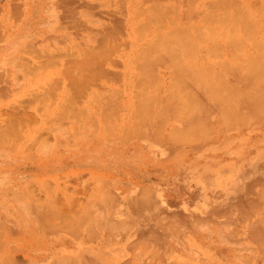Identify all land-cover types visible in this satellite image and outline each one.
Returning a JSON list of instances; mask_svg holds the SVG:
<instances>
[{
	"label": "crops",
	"instance_id": "0c3cea01",
	"mask_svg": "<svg viewBox=\"0 0 264 264\" xmlns=\"http://www.w3.org/2000/svg\"><path fill=\"white\" fill-rule=\"evenodd\" d=\"M262 3L0 0V264H264Z\"/></svg>",
	"mask_w": 264,
	"mask_h": 264
},
{
	"label": "bare ground",
	"instance_id": "6f19581e",
	"mask_svg": "<svg viewBox=\"0 0 264 264\" xmlns=\"http://www.w3.org/2000/svg\"><path fill=\"white\" fill-rule=\"evenodd\" d=\"M233 1H234V0H233ZM191 2H193V1H191ZM207 2H208V1H207ZM223 2H224V1H223ZM228 2H229V1H228ZM130 3H131V1H130ZM209 3H210V2H209ZM234 3H235V2H234ZM229 4H230V3H229ZM262 4H264V3H262ZM126 5H127V4H126ZM169 5H170V4H169ZM236 5H237V4H236ZM258 5H259V4H258ZM170 6H171V5H170ZM172 6H173V5H172ZM262 6H264V5H262ZM262 6H261V7H262ZM126 8H127V6H126ZM172 8H174V6H173ZM237 8H238V7H237ZM240 9H241V8H240ZM258 9H260V8H258ZM173 10H174V9H172V11H173ZM240 11H241V10H240ZM240 11H239V12H240ZM174 12H175V11H174ZM206 12H208V11H206ZM235 12L238 13L237 10H236ZM189 14H190V13H189ZM208 14H209V13H208ZM233 14H234V13H233ZM233 14H232V15H233ZM234 15H235V14H234ZM242 15H243V14H242ZM209 18H210V17H209ZM172 19H173V18L171 17V20H172ZM235 19H236V17H235ZM248 21H249V20H248ZM172 23H173V22H172ZM202 23H203V22H202ZM248 23H250V22H248ZM195 24H196V23H195ZM119 25H120V23H119ZM189 25H190V24H189ZM191 25H192V24H191ZM191 25H190V26H191ZM250 25H251V24H250ZM245 26H246V25H245ZM118 27H119V26H118ZM207 27H209V26H207ZM182 28H183V27H182ZM196 28H197V27H196ZM211 28H212V27L208 28L207 30H209V29L211 30ZM176 29H177V28H176ZM179 29H180V28H179ZM247 29H248V25H247ZM177 30H178V29H177ZM199 30H200V27H199ZM199 32H200V31H199ZM199 32H198V33H199ZM171 33H172V32H171ZM209 33H210V31H209ZM254 35H255V34H254ZM166 39H167V38H166ZM166 39H165V40H166ZM170 39H171V38H170ZM170 39H169V40H170ZM169 40H168V41H169ZM169 42H170V41H169ZM211 42H212V41H211ZM211 42H210V43H211ZM166 43H167V42H166ZM215 43H216V42L214 41V44H215ZM166 46H167V45H165V47H166ZM163 47H164V46H163ZM216 49H217V48H216ZM219 49H220V48H219ZM164 50H165V49H164ZM167 50H168V49H166V51H167ZM168 51H169V50H168ZM169 52H170V51H169ZM218 52H219V51H218ZM176 54H177V53H176ZM171 55H172V54H171ZM158 56H159V55H158ZM161 56H162V55H161ZM177 57H178V56H177ZM161 58H162V57H161ZM161 58H160V61H161ZM152 60H156V62H157V58H156V59H152ZM162 60H163V59H162ZM152 62H153V61H151V63H152ZM245 62H246V61H245ZM151 63H148V64L151 65ZM157 63H158V62H157ZM160 63H161V62H160ZM174 63H175V62H174ZM250 63H252V62H250ZM247 64H248V63H247ZM176 65H177V64H176ZM241 65H243V64H241ZM254 65H255V64H254ZM227 66H228V65H227ZM245 66H246V65H245ZM248 66H249V65H248ZM221 67H225V66L222 65ZM234 68H235V67H234ZM236 68H237V67H236ZM230 70H231V69H230ZM252 70H253V69H252ZM252 70H251V71H252ZM254 70H255V68H254ZM254 70H253V71H254ZM251 71H249V73H251ZM254 73H255V72H254ZM151 75H153V74H151ZM241 77H242V76H241ZM240 80H241V79H240ZM259 81H260V80H259ZM256 83H257V82H256ZM257 85H258V84H257ZM193 90H194V89H193ZM192 92H193V91H192ZM194 92H195V91H194ZM194 98H195V97H194ZM192 99H193V98H192ZM223 100H224V99H223ZM196 102H197V101H196ZM193 103H194V102H193ZM199 104H200V103H199ZM227 104H228V103H227ZM221 108H222V107H221ZM203 109H204V108H203ZM230 109H231V108H230ZM194 113H195V112H194ZM224 113H226V112H224ZM189 121H190V120H189ZM229 123H230V122H229ZM175 135H176V134H175ZM205 137H207V136H205ZM207 138H208V137H207ZM207 138H206V139H207ZM202 139H203V138H202ZM187 141L190 143V141H189L188 139H187ZM176 142H177V141H176ZM182 142H183V141H182ZM174 143H175V142H174ZM183 143H184V142H183ZM260 182H261V181H260ZM262 183H264V182H262ZM259 185H260V184H259ZM260 192H261V191H260ZM259 196H260V195H259ZM261 196H262V194H261ZM262 199H264V197H262ZM252 206H253V205H252ZM253 208H254V207H253ZM244 213H245V212H244ZM253 214H254V213H253ZM246 215H247V214H246ZM250 224H252V222H251ZM250 224L248 225V228H251V227H249V226H251ZM253 226H254V225H253ZM165 227H166V226H165ZM166 229H167V228H166ZM251 230H252V229H251ZM166 231H167V230H166ZM166 231H165V232H166ZM255 232H256V231H255ZM168 233H169V231H168ZM258 233H259V232H258ZM255 238H256V237H255ZM158 240H159V239H158ZM258 244H259V243H258ZM262 244H264V243H262ZM262 244H261V245H262ZM259 245H260V244H259ZM260 247H261V246H260ZM262 247H264V245H262Z\"/></svg>",
	"mask_w": 264,
	"mask_h": 264
},
{
	"label": "rangeland",
	"instance_id": "374dc122",
	"mask_svg": "<svg viewBox=\"0 0 264 264\" xmlns=\"http://www.w3.org/2000/svg\"><path fill=\"white\" fill-rule=\"evenodd\" d=\"M44 27H46L48 30L52 27V21H46V23H45V25H44ZM19 33V32H18ZM25 35V34H24ZM23 38H24V36H23V32H22V37H21V39L23 40ZM21 40V41H22ZM23 42V41H22ZM38 42H41V41H38ZM49 86V85H48ZM44 87H46V85H44ZM49 87H51V90H52V85L51 86H49ZM50 89V88H49Z\"/></svg>",
	"mask_w": 264,
	"mask_h": 264
}]
</instances>
